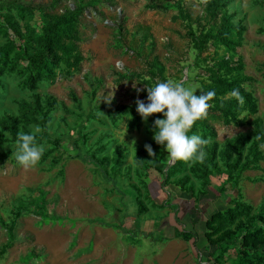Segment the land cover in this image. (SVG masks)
Here are the masks:
<instances>
[{
	"label": "rangeland",
	"instance_id": "obj_1",
	"mask_svg": "<svg viewBox=\"0 0 264 264\" xmlns=\"http://www.w3.org/2000/svg\"><path fill=\"white\" fill-rule=\"evenodd\" d=\"M14 1L36 9L49 0L0 4ZM147 1L112 0L86 10L79 19V59L68 71L55 70L52 83L42 81L29 91L15 71L0 79V123L8 121L15 141L17 133L31 134L38 126L37 142L45 146V158L25 171L15 160V141L0 125V136L10 141L0 145V264H231L234 259L231 247L208 257L214 248L206 246L204 222L231 200L248 204V217L264 205V137L256 169L239 171L237 164L228 172L221 158L227 153L228 166L234 165L237 141L250 137L255 122L264 130V7L259 4L264 0H230L224 11L243 28L238 46L227 51L207 42L200 54L186 25L195 37L214 28L221 14L208 22L206 0H154L179 1L189 18L172 20L175 10H149ZM49 20L36 10L25 11L23 18L14 8L0 10V46L8 40L21 45L25 28L40 36ZM66 56L75 62L72 52ZM205 57L240 64L239 75L248 78L241 84L248 101L240 104L238 124L224 125L208 111L205 121L214 138L203 149L205 159L183 162L180 173L163 182L161 174L134 162L139 151L150 157L145 149L150 145L155 158L164 152L166 167L173 163L149 133L161 116L140 117L139 126L129 128L131 118L113 110L146 101L147 88L157 82H183L197 96L214 91L204 70L212 62ZM154 64L162 78L150 79ZM37 108L42 114L26 112ZM249 145L242 146L239 163ZM117 152L122 158L113 168ZM182 178L187 181L180 186ZM176 231L191 238L176 237Z\"/></svg>",
	"mask_w": 264,
	"mask_h": 264
},
{
	"label": "trees",
	"instance_id": "obj_2",
	"mask_svg": "<svg viewBox=\"0 0 264 264\" xmlns=\"http://www.w3.org/2000/svg\"><path fill=\"white\" fill-rule=\"evenodd\" d=\"M68 0H49L45 7H33L31 5L19 4L17 1L12 3L6 2L0 4V10H9L14 8V11L19 17L24 16L25 11L34 10L39 11L40 15L45 18L48 16L49 21H46L42 28L40 36H35L28 29L25 28V35L21 45L16 46L11 41H6L0 46V79L5 72H13L22 77L20 86L22 89L29 91L36 90L38 83L44 81L52 83L54 79V71L63 66L67 71L71 67H75L79 55L77 54V45L80 42V18L82 14L89 8L94 9L95 6H107L111 4L112 0H72V6L66 5ZM147 8L149 10H156L159 12H166L168 10H175L177 14L172 16V20L180 19L188 20V15L182 13V7L179 1L172 3H162L154 0L147 1ZM230 4V0H206L205 6L208 12V22L214 20L218 15L219 21L213 25L214 28L202 32L199 30L194 37L189 24L186 25V36L189 38L191 46L197 51V54L202 53L206 49L207 42L212 46L222 47L227 51H233L238 46L237 40L240 38L243 28L238 23H233L232 15L226 14L224 11ZM264 7V2L259 3ZM59 10V13H57ZM9 12V11H6ZM6 19V18H5ZM199 26V25H198ZM201 28V27H200ZM213 29V32H212ZM1 30V29H0ZM4 33V31L2 30ZM114 43L119 46V39L115 38ZM34 46V47H33ZM69 52L73 53L75 62H71L66 56ZM207 58V57H205ZM208 59V58H207ZM206 60V59H205ZM212 62L210 66H205L204 70L206 78L212 84L215 97L209 101L212 111L217 118L221 120L224 125L236 123V114L240 111V103L229 94L233 89H239L241 95L244 97V102L248 101L249 94L244 91L241 84L248 80L246 77L239 75L241 69L240 64H234L228 60H218L214 62L213 59H208ZM155 73H149L150 79L155 76L162 78L161 67L157 64L153 65ZM223 70V71H222ZM148 84V81L145 83ZM207 93V92H205ZM229 95V98H221L223 94ZM204 94V93H203ZM147 103V100L144 101ZM44 108L49 114L51 105L45 102ZM29 112L33 114H42L41 108H37ZM114 114H123L129 116L131 120L128 123L129 128L139 126L140 115L135 107H116L113 110ZM163 118L162 114H158ZM46 116V115H45ZM115 116H113L114 118ZM6 120L1 121V129L11 136V142L14 140V131L7 127ZM240 123V122H239ZM154 125V124H153ZM151 127L149 133L154 135V127ZM199 135L204 139H213L214 131L206 123L205 120L196 122L194 127L189 132V135ZM250 137L238 140L236 143L238 151L237 159L232 166H228V155L224 153L221 158L228 172H231L236 165L239 164V171L247 169H256L257 162L260 158L259 145L263 141L264 130L259 122L252 124ZM8 139L0 136V145L9 143ZM250 142L247 148L246 155L242 163L240 161V150L242 146ZM212 151L211 156L214 155ZM164 152L159 153L158 158L150 156L147 158L141 151L137 152L134 162L141 169L151 168L163 176V182L173 178L183 169V162L173 161V163L166 167L163 162ZM45 158V156H43ZM122 155L117 152L114 154L113 168L121 162ZM212 159L208 160L211 163ZM199 174H203V170L196 169ZM187 179L179 180V185L186 184ZM251 208L248 204L242 203L239 200H234L228 206L211 214L204 222L206 232L204 233L206 246H212L214 249L208 254L215 256L225 252L228 248L234 251V259H230L231 264H264V205H261L259 210L252 216L248 217ZM244 218L243 221L241 219ZM236 226L235 230L230 231L228 228ZM9 231V229H8ZM176 237L187 239L191 235L184 232H175ZM216 258V256H215Z\"/></svg>",
	"mask_w": 264,
	"mask_h": 264
},
{
	"label": "clouds",
	"instance_id": "obj_3",
	"mask_svg": "<svg viewBox=\"0 0 264 264\" xmlns=\"http://www.w3.org/2000/svg\"><path fill=\"white\" fill-rule=\"evenodd\" d=\"M194 93L183 82L169 80L147 88V103L139 99L135 101L136 111L144 121L150 116L162 114V119L154 121L153 139L158 145L164 146L170 161L189 163L205 159L203 149L210 143V139L189 135V132L196 122L207 118L212 107L209 101L215 97V92L209 91L198 96ZM229 95L240 104L244 103L238 88L233 89ZM39 131L37 126L31 134L17 133L14 156L25 171L35 168L44 154L45 146L36 139V132ZM145 149L149 156L154 155L150 145H145Z\"/></svg>",
	"mask_w": 264,
	"mask_h": 264
}]
</instances>
